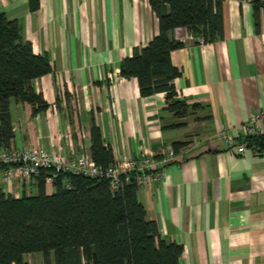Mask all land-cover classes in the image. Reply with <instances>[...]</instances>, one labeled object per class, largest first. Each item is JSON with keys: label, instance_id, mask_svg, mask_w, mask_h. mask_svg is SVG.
Instances as JSON below:
<instances>
[{"label": "crops", "instance_id": "crops-1", "mask_svg": "<svg viewBox=\"0 0 264 264\" xmlns=\"http://www.w3.org/2000/svg\"><path fill=\"white\" fill-rule=\"evenodd\" d=\"M0 11L52 69L32 82L45 113L11 100L10 148L90 156L95 125L115 162L158 161L163 175L137 198L161 237L182 246L179 264H264V139L237 155L219 137L225 127L238 141L264 113V0H223V38L171 53L177 98L198 105L184 118L166 111L163 93L141 97L136 79L120 77L122 59L158 33L148 0H0ZM258 126L264 136V120ZM174 143L182 147L167 160ZM0 187L15 199L37 193L36 179L0 177ZM24 262L46 264L40 253Z\"/></svg>", "mask_w": 264, "mask_h": 264}, {"label": "trees", "instance_id": "trees-1", "mask_svg": "<svg viewBox=\"0 0 264 264\" xmlns=\"http://www.w3.org/2000/svg\"><path fill=\"white\" fill-rule=\"evenodd\" d=\"M223 0H148L158 20V33L142 49L120 62V77L137 80L141 97L165 95L166 111L184 118L198 108L177 98L173 80L179 71L171 53L184 48L174 31L184 28L194 39L209 44L223 38ZM36 5L31 4V9ZM195 43V42H194ZM52 72L48 57L33 53L24 42L20 26L0 11V148L13 139L11 100L31 107L32 115L49 106L32 82ZM90 156L102 167L114 163L98 127L90 129ZM264 136L242 139L247 146L259 145ZM260 146V145H259ZM182 144L174 143L177 153ZM41 171L37 193L19 199L0 187V264H26L24 255L40 253L46 264H179L182 246L166 242L155 222L146 218L137 198L139 186L131 176L112 192L108 181L79 175L57 174L51 194ZM64 184H69L66 188Z\"/></svg>", "mask_w": 264, "mask_h": 264}, {"label": "built area", "instance_id": "built-area-1", "mask_svg": "<svg viewBox=\"0 0 264 264\" xmlns=\"http://www.w3.org/2000/svg\"><path fill=\"white\" fill-rule=\"evenodd\" d=\"M184 28H177L174 31L176 39L183 43H200L201 40L194 39L189 34L180 36L179 32ZM264 120V113L252 115L247 124L242 127V136L235 141L229 134L228 129L222 127L219 137L226 149H234L237 155H242L246 144L243 138L260 136L259 123ZM167 160L175 159L173 149L163 153ZM158 161L152 156L140 155L136 158H128L124 161H114L108 167L97 165L91 156L80 155L68 157L61 153H51L42 147L33 146L27 149L0 148V177L4 183L12 179L31 180L36 179L41 171H51L52 176L45 178V184L52 186L53 177L57 174L79 175L92 179H104L108 181L109 188L116 192L129 182L131 176L139 187L153 182L163 175L157 173L155 168ZM69 188V184H64Z\"/></svg>", "mask_w": 264, "mask_h": 264}]
</instances>
